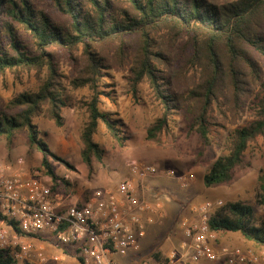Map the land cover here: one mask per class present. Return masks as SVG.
I'll return each mask as SVG.
<instances>
[{
  "label": "trees",
  "instance_id": "1",
  "mask_svg": "<svg viewBox=\"0 0 264 264\" xmlns=\"http://www.w3.org/2000/svg\"><path fill=\"white\" fill-rule=\"evenodd\" d=\"M64 58L70 87L90 91L79 134L81 160L89 173L105 153L95 139L100 123L119 145L125 140L119 124L98 106L100 81L114 59L129 67L133 96L146 82L159 102L161 113L146 128V139L158 143L173 132L172 117L184 108L191 118L188 132H196L209 146L212 132L236 124L245 99L258 89L256 119L228 133L226 151L203 175L205 187L225 184L236 168H246V151L264 137V0H46L43 6L36 0H0V75L44 72L36 91L20 92L0 109V142L10 152L24 133L29 152L40 154L36 169L53 191L62 186L65 196L74 189L56 175L50 158L72 165L51 151L35 122L45 117L57 127L65 123L63 110L71 95L59 71ZM257 191L264 207V166ZM255 219L251 204L226 201L209 214L207 223L216 234L238 233L252 249L261 250L264 221ZM138 253L128 255L134 259ZM161 254L157 250L152 257L159 260ZM0 264L18 262L8 249H0Z\"/></svg>",
  "mask_w": 264,
  "mask_h": 264
},
{
  "label": "rangeland",
  "instance_id": "2",
  "mask_svg": "<svg viewBox=\"0 0 264 264\" xmlns=\"http://www.w3.org/2000/svg\"><path fill=\"white\" fill-rule=\"evenodd\" d=\"M45 2L46 0H36L39 6L45 5ZM21 35L23 40L28 42V48L32 49L29 45L30 38L25 33ZM59 65L60 73L66 77L64 79L65 91L71 95L70 105L63 110L65 123L62 127H57L45 117H37L35 122L40 129L41 137L49 144L51 151L72 165V167L65 166L50 158L53 170L59 177H63L65 173L73 177L66 180L71 183L73 189L76 190L75 186H77L78 193L81 192L84 199L82 203L89 199L95 190L114 188L121 179L128 177L127 162L130 159L155 163L161 171L172 169L176 173L191 172L195 176L194 180L185 187H182L175 178L167 177L161 172L136 182L137 193L143 197L140 193L141 187L145 188V182L154 178L155 183L152 186V196H149V200L152 203H162L163 206L166 203L169 214L156 218L155 222L148 226L146 230L148 235L141 241L138 256L134 259H131L130 255L119 258V264H165L168 251L177 246L181 238L179 220L190 218L192 216L191 207L205 200H221L222 203L241 201L251 204L254 208L256 222L264 221V207L258 203L257 191V176L264 166V137L249 146L244 155V161L249 165L246 168H236L227 183L208 188L204 186L202 179L214 159L226 151L225 141L228 133L256 119L254 104L258 99V89H254L249 98L245 99L242 116L236 124L227 123L224 128H218L212 132L213 139L209 146L203 145L196 132H188L191 118L184 108L178 110L172 117L173 132L163 142L158 143L146 139V128L160 115L159 102L154 98L146 82L139 84L138 92L136 96H133L129 86V67L123 66L119 60L114 59L113 66L104 70V76L100 81L101 94L98 106L100 111L107 113L119 124L125 140L122 145H119L107 132L105 126L100 123L95 139L103 147L105 153L102 162H93V171L89 173L81 160L79 134L87 118L85 102L90 96V91L87 88H71L68 61L64 58ZM43 75L44 72L39 76L35 71L20 74L6 72L0 75V109L18 93L36 91L41 84L40 77ZM0 145L4 144L0 142ZM17 145H25L24 133L17 137ZM28 153L29 164L35 170L40 154L36 151L29 152V150ZM41 177L43 178L42 175ZM59 191L64 195L62 186ZM82 203L77 202L76 204ZM216 241L218 244L241 248H246L247 244L238 233L231 232L217 234ZM51 246L56 248L54 244ZM157 250L162 252L159 260L152 257ZM17 262L18 264H30L28 261ZM208 264L226 263L208 262Z\"/></svg>",
  "mask_w": 264,
  "mask_h": 264
},
{
  "label": "built area",
  "instance_id": "3",
  "mask_svg": "<svg viewBox=\"0 0 264 264\" xmlns=\"http://www.w3.org/2000/svg\"><path fill=\"white\" fill-rule=\"evenodd\" d=\"M127 167L129 176L114 188H99L84 203L69 204L63 193L51 189L39 170L25 166L23 156L0 162V249H8L16 261L46 264L43 248L35 246L29 236L34 234L50 237L56 248H73L77 264H118V257L139 251L147 226L161 218L163 211L160 203L137 193L136 182L161 172L185 187L195 176L172 169L161 171L155 163L136 159L128 160ZM222 204L221 200H205L191 207L192 216L180 221L181 238L168 251L165 264H264V249L217 243V234L207 221Z\"/></svg>",
  "mask_w": 264,
  "mask_h": 264
},
{
  "label": "crops",
  "instance_id": "4",
  "mask_svg": "<svg viewBox=\"0 0 264 264\" xmlns=\"http://www.w3.org/2000/svg\"><path fill=\"white\" fill-rule=\"evenodd\" d=\"M18 144V143H17ZM16 156H23L24 159H25V166L26 167H29L31 168L30 164H29V160L27 158V156H29V153H28V148L26 145L24 146H16V143H15V147L12 151H8L4 145H0V162L2 161H9V160H12L13 158H15ZM39 163H40V160L39 162L37 163V165H35L34 167L37 168L39 166ZM57 175V174H56ZM64 179H71L73 177H71V175L69 173H65L64 176H63ZM47 181V179H45ZM48 182V181H47ZM154 178H150L149 180H147L145 182V188L141 187L142 188V191L140 190V193L141 195L143 196L142 198L150 201L149 199V196L151 195L152 196V186H154ZM76 187V190L74 189V193L72 195H68L66 196V200L69 204H76L77 202H83L84 199L83 197L81 196V192L78 193L77 191V186ZM81 189V188H80ZM86 201V200H85ZM159 203V202H158ZM161 206H162V211H163V216H167L169 214V209L167 207V204L164 203V206L163 204L161 203ZM171 214V212H170ZM162 216V217H163ZM158 218V217H156ZM153 224V223H152ZM151 224H149L148 226H150ZM147 226V228H148ZM150 228V227H149ZM149 231V229H148ZM147 231V233H148ZM148 234H146L147 236ZM51 239L50 237H45V236H42V238H34L32 239L33 240V244L35 246H40L43 248V253L44 255L46 256V259H47V262L46 264H77L78 261L76 260V258L74 257V251H73V248H65V249H61V248H53L51 246ZM251 247V244L250 243H247L246 244V247ZM58 256L59 258H61L60 260H53L51 259L52 256ZM124 257V256H123ZM35 260H38L37 257H34ZM119 258H122V257H118L117 258V262L119 264ZM30 264H36V261L35 262H29ZM38 264V262H37ZM196 264H208V262H205V261H201V262H198Z\"/></svg>",
  "mask_w": 264,
  "mask_h": 264
}]
</instances>
